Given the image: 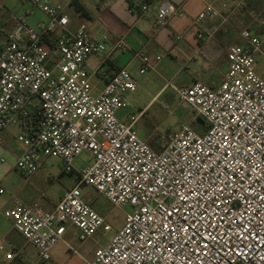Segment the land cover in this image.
Listing matches in <instances>:
<instances>
[{
	"label": "built area",
	"instance_id": "2783aa9c",
	"mask_svg": "<svg viewBox=\"0 0 264 264\" xmlns=\"http://www.w3.org/2000/svg\"><path fill=\"white\" fill-rule=\"evenodd\" d=\"M233 1L236 10L246 8V1ZM22 2L40 9L48 20L33 28L18 19L0 44V133L10 126L22 129L17 140L24 151L16 169L26 180L45 158L59 159L65 173L77 175L76 185L53 210L15 199L5 211L41 263L52 259L70 224L79 230L80 242L100 228L112 230L83 198L81 188L87 185L114 206L130 205L134 211L85 264H264V79L255 68L264 15L251 13L259 36L242 29L238 37L246 44L227 47L228 70L218 88L199 81L176 87L167 81L204 131L183 125L162 137L160 149L154 150L136 133L138 118L126 123L117 116L131 106L129 97L139 86L136 77L125 69L109 74L85 67L91 55L106 51L107 34L97 37L89 22L66 34L70 23L62 5ZM141 9L147 11L149 5ZM173 16L182 17L184 11L163 0L157 26H166ZM220 17L210 3L195 23ZM58 32L50 45L46 39ZM116 47L127 48L123 39ZM135 56L140 75L153 69L149 56ZM93 76L104 82L98 93ZM83 153L90 162L76 170L75 160ZM0 253L7 260L21 257L19 251L6 252L3 244Z\"/></svg>",
	"mask_w": 264,
	"mask_h": 264
},
{
	"label": "crops",
	"instance_id": "0c3cea01",
	"mask_svg": "<svg viewBox=\"0 0 264 264\" xmlns=\"http://www.w3.org/2000/svg\"><path fill=\"white\" fill-rule=\"evenodd\" d=\"M162 1L52 0V3L62 5L69 16L70 24L64 30L66 34L75 33L84 22L90 23L97 37L103 33L107 34L106 51L91 55L86 60L85 67L90 72L101 70L109 74L121 69L128 70L139 83L137 91L129 97L130 105L138 90L146 86V75L149 72L159 75L163 84L156 94H152L148 103L150 105L159 100L167 87V81L176 87L191 86L199 81L210 88H218L228 70L227 47L233 43L246 44L238 37V31L242 29H250L253 34L259 36L258 24L252 20L251 13L264 15V0H244L246 8L242 10L235 9L236 3L233 0H170L184 11V16H173L166 26L158 27L157 11ZM210 3L221 13V17L196 25L195 18L206 4ZM105 4L107 6L104 8ZM147 4L149 9L143 11L141 7ZM76 5L81 6L83 12L77 10ZM18 19L37 28L39 23L47 21L48 17L29 2L0 0V44L6 43L7 36L13 31ZM59 34L61 32L51 35L50 40L54 41ZM121 39L125 41L126 49L116 47ZM136 52L150 57L153 69L144 75L139 74L141 62L135 56ZM158 56L161 58L157 59ZM258 56L264 60V40L256 61ZM259 75L262 77V74ZM92 83L95 93L104 87L100 76H93ZM139 116L140 113L136 118ZM124 122L129 123L131 119L128 118ZM203 131L204 127L201 125L200 131L197 132ZM22 132L17 125L10 126L0 133V189L3 191L0 193V244L5 245L6 252L19 251L21 254V257L7 260L5 253H0V264H85L84 259H93L96 250L102 247L94 236L86 242H80L79 230L71 224L68 225L64 234L65 241L54 246L52 259L41 263L36 248L15 230L13 221L5 216V211L13 206L15 199L26 205L38 204L44 211H51L68 190L60 192L58 198L53 199L42 189L47 179L59 180L68 174L63 171L62 166L56 175L50 174L49 177L45 167H42L29 180L18 172L16 161L24 147L17 139ZM153 137L155 136L150 135L145 140L149 142ZM160 140L161 138H158V141L153 143L156 150L160 149ZM75 185L76 183L73 184ZM69 245L77 249L80 255L75 254Z\"/></svg>",
	"mask_w": 264,
	"mask_h": 264
},
{
	"label": "rangeland",
	"instance_id": "374dc122",
	"mask_svg": "<svg viewBox=\"0 0 264 264\" xmlns=\"http://www.w3.org/2000/svg\"><path fill=\"white\" fill-rule=\"evenodd\" d=\"M255 68L257 73L262 74L264 79V60L261 56H258ZM145 82L147 83L146 86L138 90L135 99L131 103L132 106L128 110L126 108L121 110L117 115L120 120L125 121L128 118L137 117L143 110V113L138 117L135 131L144 140L152 135L155 136L153 139L155 138V141H158V138L175 134L186 124L194 130L200 131V127L203 125L202 121L189 108L180 103L172 88L167 86L168 88L166 87L163 90L159 100L148 105L152 94L157 93L163 82L159 75L153 72L146 75ZM175 84L177 83L175 82ZM89 162L88 155L83 153L76 158L74 166L76 170H79ZM61 166L62 164L57 158H45L43 162V167L49 174L48 177L50 174L56 175ZM74 183H77V175L70 176L67 174L59 180L52 178L50 181L47 179L43 183L42 189L46 191L47 196L56 199L60 192L71 188ZM81 190L83 198L91 202L98 214L112 227L109 232H104L103 228H100L94 235L95 240L101 246H104L114 232L123 227L126 215L133 213L134 210L130 205L124 208L114 206L105 196L97 193L91 186L84 185Z\"/></svg>",
	"mask_w": 264,
	"mask_h": 264
},
{
	"label": "trees",
	"instance_id": "16d2710c",
	"mask_svg": "<svg viewBox=\"0 0 264 264\" xmlns=\"http://www.w3.org/2000/svg\"><path fill=\"white\" fill-rule=\"evenodd\" d=\"M76 8H77V10H81V12H83V9L81 8V6H79V5H76ZM46 41H48V43L50 44V45H52L53 44V41L52 40H50V37L49 38H47L46 39ZM155 138L154 139H151V140H149V145L153 148V143L155 142ZM154 150H156L155 148H153ZM92 204V203H91Z\"/></svg>",
	"mask_w": 264,
	"mask_h": 264
}]
</instances>
